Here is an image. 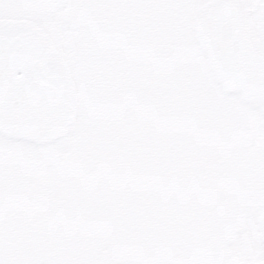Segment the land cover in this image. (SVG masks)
<instances>
[{
  "label": "snow or ice",
  "instance_id": "snow-or-ice-1",
  "mask_svg": "<svg viewBox=\"0 0 264 264\" xmlns=\"http://www.w3.org/2000/svg\"><path fill=\"white\" fill-rule=\"evenodd\" d=\"M0 264H264V0H0Z\"/></svg>",
  "mask_w": 264,
  "mask_h": 264
}]
</instances>
